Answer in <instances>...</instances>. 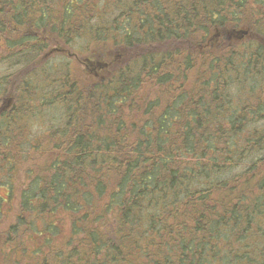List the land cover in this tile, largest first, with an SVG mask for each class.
<instances>
[{
  "label": "trees",
  "instance_id": "1",
  "mask_svg": "<svg viewBox=\"0 0 264 264\" xmlns=\"http://www.w3.org/2000/svg\"><path fill=\"white\" fill-rule=\"evenodd\" d=\"M54 37L119 59L0 113V264H264V0H0L13 65Z\"/></svg>",
  "mask_w": 264,
  "mask_h": 264
},
{
  "label": "rangeland",
  "instance_id": "2",
  "mask_svg": "<svg viewBox=\"0 0 264 264\" xmlns=\"http://www.w3.org/2000/svg\"><path fill=\"white\" fill-rule=\"evenodd\" d=\"M235 38L236 36L233 39L232 36L227 35L226 40L220 38L221 40H218V43L221 44L222 40L226 43H230L232 41H235ZM50 40L52 41L51 42L52 46L46 52L48 56L38 58L31 65H24V64L13 65L14 62H17V60L19 61V58L9 57L11 51L6 52L7 48L4 46V44H2L3 46L0 44V84L8 87V91L5 90L3 92L2 91L0 92V110L7 105L6 103L7 99L11 100V104L9 108H5L6 110H11V108L15 106L20 108L21 105L26 104L25 101V103L22 104L19 103L17 105V97H19V95H22V98L27 97V93L25 91H28L29 88L26 86V83L29 82V84H31L34 82L38 84L39 82H42V84L45 85L47 82V74L45 72L46 70L44 69L52 65H56V67L58 68L65 66L64 69L65 71L63 70V72L60 74L61 76L64 72H69L70 70L73 75L72 78H74L75 80L77 79L79 82L86 85L89 84L90 81H97L98 78L105 76L107 73H109L110 72L109 67L114 66L117 63L116 61L119 59L118 56L115 55L114 53L112 55L107 54V56H104L103 58H101V60H99L96 57H93L92 53H94L95 51L99 52L103 50L104 47L106 48V46L94 47L92 45L89 48L90 56L87 57H89L90 59H94V62L92 64H87L85 63V59H84L86 57L77 55L78 53L77 48H79L80 45L77 46L74 45V47L73 44L66 46L62 42L59 43V40L56 37L51 38ZM238 41L240 40H237L235 42ZM177 46H179L178 43L175 44V47ZM112 51H116V50H112ZM73 53L76 55H74ZM103 62L112 63V65H110L107 68L99 67L98 63H103ZM7 79L9 80V82H6ZM152 89L154 88L148 86L142 92V96L144 97L145 96L147 97L148 95L153 96L154 91ZM20 102H23V100H21ZM32 103L35 104L34 102ZM30 105H31V101H29L28 103V106ZM25 108L27 109V106H25ZM45 112L43 111V113L38 116V119H36L37 121H34V126L32 127L34 131L36 132L41 131L40 130V128H42L41 122L44 116L46 115L44 114ZM57 113L59 112H56V110H53V112H49V114H52L54 116H56ZM25 131L29 132L30 130H25ZM42 160H44V158L40 159L37 156L34 158V162L37 163L41 162ZM24 170L25 168L22 169V173L19 174L18 180L15 183L18 190L17 191L18 194L20 190L23 188L26 181L25 176L23 174ZM1 193L5 195L6 191H2ZM17 211H18V205L15 202L12 206V210L9 211L6 216H3L0 219L1 233H3L15 221V214L17 213Z\"/></svg>",
  "mask_w": 264,
  "mask_h": 264
},
{
  "label": "water",
  "instance_id": "3",
  "mask_svg": "<svg viewBox=\"0 0 264 264\" xmlns=\"http://www.w3.org/2000/svg\"><path fill=\"white\" fill-rule=\"evenodd\" d=\"M240 33H241L240 38H242V37H244L245 35H247L248 31H242V32H240Z\"/></svg>",
  "mask_w": 264,
  "mask_h": 264
}]
</instances>
